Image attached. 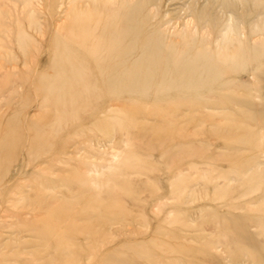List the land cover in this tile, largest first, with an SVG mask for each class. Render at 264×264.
Instances as JSON below:
<instances>
[{"label":"rangeland","instance_id":"obj_1","mask_svg":"<svg viewBox=\"0 0 264 264\" xmlns=\"http://www.w3.org/2000/svg\"><path fill=\"white\" fill-rule=\"evenodd\" d=\"M101 1V23L138 5L155 81L110 93L106 66L87 59V103L58 122L44 84L86 3L0 0V264H142L143 247L162 245L165 260L264 264V2ZM228 10L237 35L225 57L241 58L218 62L207 27L195 35L209 42L204 71L180 80L194 24H222Z\"/></svg>","mask_w":264,"mask_h":264},{"label":"bare ground","instance_id":"obj_2","mask_svg":"<svg viewBox=\"0 0 264 264\" xmlns=\"http://www.w3.org/2000/svg\"><path fill=\"white\" fill-rule=\"evenodd\" d=\"M82 1L86 4L77 8L73 13L72 35L71 38H68L72 43V47L65 48L64 42H66V40L56 45V51L51 61V71L48 74L49 80L44 84L45 95L54 96V104L57 105L56 109L59 110L58 122L66 117L78 118V104L81 103L84 105L87 103V100H83L82 97V92L84 93V91L92 89V86L87 83L92 71L89 65H87V59L94 60L96 66L93 69H96L100 73L104 70L101 69L102 65L106 66L108 72L104 78V84L110 93L123 90L135 92L140 89L141 86L142 88H147L151 81H155L153 78V71L156 66L155 64H150V62H156L154 49H139L137 46L138 42L141 41L140 37L143 32V26H140L141 20L138 18V5L128 6L123 11L119 22L113 20L114 13L111 12V14L108 15V20L101 23V19L105 12H108L106 9H102V1ZM261 1L264 2V0ZM221 2V5L224 7L228 4L227 0H221ZM232 11L233 10H228V18L222 24L210 19H203V17L199 18L198 22L194 24L192 27V35L185 42L184 54L188 56L189 59L187 60L186 67L179 73L180 80L183 78V75L187 77L188 80H193L197 73L200 74L204 71L205 64L199 66V62L205 61L209 42H206L207 38L205 37L197 40L195 35L199 34L200 30L207 29V27L210 29L209 32L205 31L206 33H204V36L213 35L214 43L218 47L216 51L218 62H230V58L233 57L236 59L238 57L241 58L240 52H235V55L228 56V58L225 57L228 53L226 49L229 48L228 46L231 47L232 41L235 35H237L235 31V26L237 25L233 23V19H231L233 16ZM256 28L257 26H254V29ZM24 34L26 35V33ZM127 37L129 40L126 39ZM24 44H26V42ZM135 51L139 52L133 55ZM174 55L175 54H172L171 57ZM176 62L177 61H175V63ZM228 64L230 65V63ZM215 71H221V68L215 66ZM44 78L47 77L45 76ZM197 82L199 84L201 83V85H205L203 80ZM118 126L119 124L116 123L114 128ZM192 142H194V140H192ZM249 144L254 145L255 141L250 138ZM258 182H261V180ZM261 221H263V219L258 217L256 221L254 220V225L258 224L257 227H260ZM249 222L252 223V221L247 222L248 226L250 224ZM47 225L49 226L50 224H45L46 227H48ZM246 228L245 225L240 228L243 233L241 234L242 240L243 242H247L249 246L255 247L256 243L254 242H257V237L255 235H250L246 231ZM159 246V244L156 245L157 248H159ZM162 246L160 247V255L157 254L155 249L148 251L147 246L143 247L141 250L142 256H140V259L143 261L142 264H165V261L173 264L191 263L185 261L187 257H190L188 256V252L180 259L177 257H169L166 260L163 259V253L168 251ZM99 264L128 263L125 261H111L110 263H106L104 261Z\"/></svg>","mask_w":264,"mask_h":264}]
</instances>
